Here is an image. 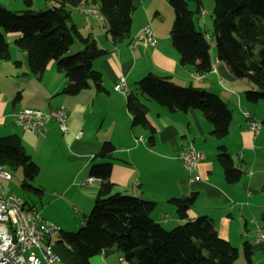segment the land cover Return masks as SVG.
Listing matches in <instances>:
<instances>
[{
    "label": "crops",
    "instance_id": "1",
    "mask_svg": "<svg viewBox=\"0 0 264 264\" xmlns=\"http://www.w3.org/2000/svg\"><path fill=\"white\" fill-rule=\"evenodd\" d=\"M186 1L190 10L196 9L194 0ZM36 2L32 0L31 7L37 11L53 4V1L43 0L37 6ZM132 2L134 10L129 37L116 43L107 33V22L97 3L87 1L70 9L71 22L78 31L105 50L93 60V66L102 74L103 91L90 83L88 88L75 95L62 93L67 77L56 68L55 62L51 60L42 76L37 77L30 70L27 52L14 43L20 34L3 33L8 43V57L0 59V137L15 135L19 138L38 166L36 174L46 171L48 184L52 186L47 192L43 188L41 200L45 195L48 198L41 202V207L25 202L36 208L43 220L57 225L61 233L78 230L92 209L100 184V180L85 183L89 177L99 179L90 174L91 165L110 158L109 180L114 190L155 201L151 217L163 228L169 230L184 222L168 199L196 191L198 197L187 210V219L199 215L211 218L218 235L238 249L232 264H264V241H254L255 227L264 231V102H251L246 98L245 91L256 87L245 77L233 76L211 45L209 72L197 73L193 66L180 64L179 54L170 38L174 11L168 0ZM0 3L11 11L24 8L21 0H0ZM212 5L213 0H201L199 10L193 15L195 27L208 41L214 39ZM82 7L95 8L97 15L81 13ZM146 27L154 44L149 40ZM82 49L83 44L76 39L69 53ZM147 73L166 76L181 86L200 87L218 94L231 111L227 136L214 137L210 121L196 109L169 111L141 94L136 82ZM119 78H124L128 92L114 89ZM129 92L136 94L148 107L149 127L133 124L126 107ZM231 102L234 105L231 106ZM59 107L65 109L68 118L66 133L58 128L52 117L45 125L44 134L27 131L14 122V114L21 109L49 112ZM245 111L260 123L256 136L250 129L251 119L244 115ZM78 133L81 136L76 138ZM229 135L235 140L231 142ZM104 142H110L113 151L105 158L95 157ZM188 144L204 155L198 164L199 178L194 181L188 179L179 159V153ZM219 146L225 147L233 166L242 171L235 182H227L224 178L216 159ZM59 239L49 238L59 256L56 264H71L63 252V248L70 247ZM245 242L251 248L249 259L244 253ZM90 263L131 264L117 250L101 252L93 256ZM41 264L46 263L42 261Z\"/></svg>",
    "mask_w": 264,
    "mask_h": 264
},
{
    "label": "trees",
    "instance_id": "2",
    "mask_svg": "<svg viewBox=\"0 0 264 264\" xmlns=\"http://www.w3.org/2000/svg\"><path fill=\"white\" fill-rule=\"evenodd\" d=\"M21 1L24 8L20 11H11L0 3L3 30L0 31V59L8 57V43L3 33H19L14 43L27 52L34 75L41 77L53 60L67 77L62 93L75 95L90 83L103 91L102 74L93 66V60L105 50L78 31L71 22L70 9L87 1L97 3L107 22V33L116 43L129 37L134 10L132 0H50L52 6L41 11L31 7L32 0ZM200 1L194 0L196 9L190 10L186 0H168L174 11L170 38L180 64L191 65L197 73H205L212 67L210 44L193 21ZM211 18L217 58L227 65L233 76L245 77L256 87L245 91L249 101L264 100V0H213ZM76 39L83 44V49L69 53ZM136 87L169 111L198 110L210 121L214 137L227 136L231 111L218 94L200 87L181 86L154 73L144 75L136 82ZM127 94L126 107L133 124L149 127L148 107L136 94ZM112 151L113 145L104 142L95 157L105 158ZM216 159L227 182L241 177L242 171L233 166L224 146H219ZM0 165L8 170L22 167L25 179L38 171L15 135L0 137ZM111 166L110 158L91 165L90 174L100 180L92 209L81 228L57 237L70 247L63 248V252L71 264H91L93 256L114 250L120 251L131 264H232L236 260L238 249L218 235L211 218L199 215L187 219V210L197 200L198 192L168 199L184 222L166 230L151 217L155 201L114 190L109 180ZM243 248L249 259L250 245L245 242Z\"/></svg>",
    "mask_w": 264,
    "mask_h": 264
},
{
    "label": "built area",
    "instance_id": "3",
    "mask_svg": "<svg viewBox=\"0 0 264 264\" xmlns=\"http://www.w3.org/2000/svg\"><path fill=\"white\" fill-rule=\"evenodd\" d=\"M81 13H95L92 7H82ZM151 44L155 40L148 27L145 28ZM118 92L126 93L128 88L124 78H119L114 85ZM251 119L250 129L256 136L260 131V123L252 119L248 111L244 112ZM14 122L30 132L44 134L45 125L52 117L56 120L58 128L66 133L68 131V118L62 107L43 112L38 109L24 108L14 114ZM80 133L76 134L79 138ZM203 153L188 144L179 153V159L186 169L188 179L194 181L199 178L198 164L203 160ZM250 172V171H249ZM11 172L4 165H0V264H56L59 256L54 252L49 238H57L61 235L60 228L43 220L36 208L28 205L22 198L14 193H6L4 180H10ZM99 180L94 177L86 179L85 183H93ZM264 213V204H263ZM254 241H264V231L255 227ZM66 245V243H65Z\"/></svg>",
    "mask_w": 264,
    "mask_h": 264
},
{
    "label": "rangeland",
    "instance_id": "4",
    "mask_svg": "<svg viewBox=\"0 0 264 264\" xmlns=\"http://www.w3.org/2000/svg\"><path fill=\"white\" fill-rule=\"evenodd\" d=\"M42 1L43 0H37L35 5L38 6L40 4V2H42ZM0 31L3 32L2 28H0ZM208 42L211 45V49L215 50L214 39L212 38V40H210ZM244 100L246 102H248L246 99H244ZM259 102L260 103L264 102V100H259ZM230 105L232 106L234 104H232V102H231ZM233 121H234V119H233ZM230 136L231 135H229L231 142L234 141L235 139L233 137H230ZM262 147H264V145ZM229 149H230V147H229ZM9 171L12 174V179L9 181H3V184L6 188V193H14V194L20 196L24 201H26L30 204L34 203L38 207L39 206L41 207V202L46 201V198H48L45 195L44 199L41 200V192L42 193L44 192L43 188L47 189V190H45L47 192L48 189H51L50 187H52L51 184H48V176L46 174V171L42 170L40 173L32 176L31 178H27V179H25V177H24V172H23L22 167H17V168H14L13 170L9 168ZM44 214H45V212H44ZM170 229H172V228H169V230Z\"/></svg>",
    "mask_w": 264,
    "mask_h": 264
}]
</instances>
